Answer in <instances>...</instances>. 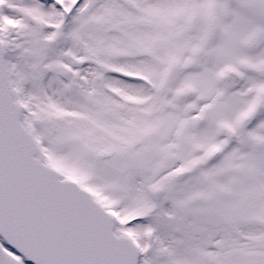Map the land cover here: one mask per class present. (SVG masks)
Masks as SVG:
<instances>
[{
  "label": "snow or ice",
  "instance_id": "6c2138e0",
  "mask_svg": "<svg viewBox=\"0 0 264 264\" xmlns=\"http://www.w3.org/2000/svg\"><path fill=\"white\" fill-rule=\"evenodd\" d=\"M0 264H264V0H0Z\"/></svg>",
  "mask_w": 264,
  "mask_h": 264
}]
</instances>
